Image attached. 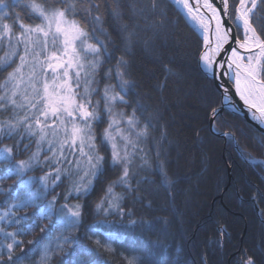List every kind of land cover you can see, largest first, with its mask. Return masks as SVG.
<instances>
[{"label":"snow or ice","instance_id":"6c2138e0","mask_svg":"<svg viewBox=\"0 0 264 264\" xmlns=\"http://www.w3.org/2000/svg\"><path fill=\"white\" fill-rule=\"evenodd\" d=\"M114 3L110 14L116 22L119 41L104 27L99 0H57L51 6L36 0H0V49L7 48L0 57V72L12 68L0 81V116H3L0 169L6 178L15 176L19 180L18 203L12 207H36L39 220H47L62 232L71 233L82 220L84 205L69 204V197L73 193L76 200L86 196L94 181L104 175L106 164L117 170L118 175L107 182L104 195L95 206L96 212L105 217L116 215L121 220L127 217L130 225L148 226L151 221L133 218L134 209L125 203L129 197L133 203L154 210V201L147 195L149 189L142 186H156L151 190L158 193L162 188L171 195L176 183L168 173L166 152L160 143L166 133L161 132L160 139L153 136L159 114L146 102L151 96L136 93L134 106L126 98L139 88L129 57L137 45L156 50V39L169 23L167 0H127V12L121 0ZM171 3L201 37L202 44L196 52L198 67L222 97L219 107L211 97L207 99L206 120L210 129L217 130L225 104L238 106L239 102L251 111L253 120L264 123V26L257 20V11L264 0H238V3L235 0H218V3L171 0ZM22 12L30 19H39L40 23L24 24ZM16 25L19 31H14ZM108 64L111 67H106ZM165 71L173 73L167 65ZM101 81H104L102 89ZM127 108L131 112L124 111ZM105 122L107 127L100 134L98 145L95 128ZM222 135L235 145L238 155L250 166L264 163L241 148L234 133ZM34 137H38L36 151L27 159L18 160L16 157L21 151H29ZM25 139L29 143H24ZM150 139L156 142L154 157L142 147ZM4 140H15V143L5 144ZM45 141L46 150L41 147ZM257 143L264 148V139ZM109 148L106 159L103 153ZM42 152L50 153L44 155L43 161ZM41 164L48 171L39 178L40 187L33 192L31 186L37 181L30 177L25 182L20 177ZM153 174L160 176L159 185L152 179ZM65 180L69 181V190L64 194L55 193ZM117 187L122 193L114 191ZM49 195L51 199L46 204L38 203ZM252 199L254 203L264 202V191L257 189ZM259 212L264 214V209ZM10 214L5 211L0 220ZM12 222L19 223V220ZM98 225L109 229L114 226L107 220L98 221ZM36 227L41 233L46 231L45 226L33 221L24 230L4 233L5 239L11 238L12 242L0 247V264H50L56 254L66 255V264H102L94 258L92 249L79 245L72 235L57 236L55 249L51 248V241L41 248L40 240H29L28 244L34 248L26 251L24 242L16 237ZM100 231L101 227L95 229L96 234ZM0 232L4 229L0 228ZM106 236L107 240H93V245L104 252H115L111 241L119 238L118 233L108 231ZM66 247L69 251H65ZM36 250L38 259H33ZM123 260L125 264H142L139 256L123 255ZM239 264H257V259L244 255Z\"/></svg>","mask_w":264,"mask_h":264},{"label":"trees","instance_id":"16d2710c","mask_svg":"<svg viewBox=\"0 0 264 264\" xmlns=\"http://www.w3.org/2000/svg\"><path fill=\"white\" fill-rule=\"evenodd\" d=\"M36 2L51 6L57 0ZM235 2L238 3V0ZM99 3V13L105 21L104 27L119 41L116 22L110 14L111 8L115 6L114 0H99ZM167 3L169 23L156 39V50H146L137 45L129 57L133 78L139 88L126 98L134 106L138 98L136 93H148L151 96L146 102L159 114V119L154 122L156 130L153 136L160 139L161 132L166 133V138L160 143L166 152L168 173L176 180L172 194L168 195L162 188L157 193L151 190L156 186L150 188L149 185H143L142 187L149 189L147 195L154 201V210L133 203L132 198H128L125 203L128 208L134 209L133 218L151 221L148 226L130 225L127 217L121 220L116 215L105 217L98 214L95 206L104 195L107 182L118 175L117 170L106 164L104 175L94 181L92 190L86 196L82 195L79 200L74 198V194L69 197V204L82 201L84 208L79 227L67 233L58 227H52L47 220H39L36 207L13 208L19 180L15 176L6 178L0 169V214L5 211L11 213L2 220L1 228H8L5 232H19L33 221L46 227L44 233L36 227L31 232L25 231L24 234L17 235L16 239L24 242L26 251L34 248V245L28 244L29 240H40L41 248L51 241L50 246L55 249L56 237L63 234L76 237L79 245L92 249L94 258L102 264L105 261L107 264H125L123 255L139 256L142 264H239L244 255H251L257 259V264H264V214L259 212L264 209V202L254 203L252 199L257 194V189L264 191V183L261 182L264 179L262 168L260 165L250 166L238 155L235 145L229 139L210 129L206 120V102L211 97L219 107L221 96L198 67L196 52L202 39L185 22L176 6L170 0ZM121 5L127 12V0H121ZM21 16L25 24L40 23L39 19H30L23 12ZM257 20L260 26H264V5L257 11ZM14 31H19L18 25ZM5 51L7 48L0 49V57L5 55ZM116 55H120V52L117 51ZM114 63L115 60L112 61ZM166 65L173 69L172 74L165 71ZM106 67H111V64ZM11 70L12 68H8L0 72V81ZM103 86L104 81H101L100 88ZM124 111L131 112V108ZM224 112L226 116L221 118L223 122L218 125L217 131H232L243 149H248V145L255 143L260 152L264 151L257 143L264 136L255 125L232 115L228 110ZM105 124L106 122L101 123L95 128L98 145ZM4 143L12 145L15 140H4ZM24 143L29 141L25 139ZM34 147L32 139L29 151H21L16 158L26 159ZM142 147L151 157L155 156V140L150 139ZM109 153L110 148L103 153L106 159L109 158ZM47 170L41 164L22 174L20 179L26 181L34 172L43 173ZM152 179L159 185L161 178L158 174H153ZM62 188L63 185L56 188L55 193L57 190L61 194L63 191L65 193V188L63 191ZM114 191L122 193L123 190L117 187ZM49 198L51 195L38 203L46 204ZM53 219L55 221V217ZM14 220H19V223H13ZM104 220L114 226L109 229L98 225V221ZM97 227H101L99 234L95 233ZM108 231L119 235L118 239L111 241L115 252H104L103 249L95 248L92 243L95 239L107 240ZM90 236L91 240L88 238ZM0 238L5 245L8 241L12 242L11 238ZM5 245L0 243V247ZM65 251L69 249L66 247ZM16 253H20L19 248ZM4 254H7L6 248ZM38 255L36 250L33 259H38ZM67 260L66 255L56 254L50 264H66Z\"/></svg>","mask_w":264,"mask_h":264},{"label":"rangeland","instance_id":"374dc122","mask_svg":"<svg viewBox=\"0 0 264 264\" xmlns=\"http://www.w3.org/2000/svg\"><path fill=\"white\" fill-rule=\"evenodd\" d=\"M25 24V23H24ZM26 25H28V24H26ZM18 63H19V61H18ZM25 71H27V69H25ZM51 72L49 71V73H48V76H49V78L51 77ZM221 122H223V121H220V123H219V125H221ZM107 127V123L103 126V130H104V128H106ZM226 132H232V131H226ZM233 133V132H232ZM244 135H245V133H244ZM236 136V135H235ZM237 138V137H236ZM244 138H246V137H244ZM36 139H38V137H34L33 138V140H34V142L36 141ZM49 139H51V137L49 136ZM238 140V139H237ZM98 144V143H97ZM41 147H42V149H44V150H46L47 148H48V144H47V142L45 141V142H42V144H41ZM248 149H246V148H244L246 151H248V152H250L251 154H252V156L257 160V161H259V159L261 160V161H263L264 159H263V151L262 152H260L259 151V149L256 147V144L254 143L252 146H250V145H248V147H247ZM34 151H36V143H35V147L29 152V155H30V153L31 152H34ZM45 154H48V155H50V153H46V152H42L41 153V161H42V159L44 158V155ZM28 158V156L26 157V159ZM25 159V158H24ZM69 159H72V157L71 156H69ZM255 165H260L261 166V168H262V171H263V175H264V163H260V164H255ZM38 166H40V165H37V166H34L32 169H35V168H38ZM31 169V170H32ZM48 171V170H47ZM44 173L45 172H43V173H41L40 171H38V172H34L33 173V175H31L30 177L31 178H33V179H35L36 181H37V183L36 184H34V185H32L31 186V191H33V192H35L39 187H40V185H39V178L41 177V176H43L44 175ZM29 177V178H30ZM29 178H27V180L25 181V182H27L28 180H29ZM61 185H63V188L61 189L62 191L64 190V188H65V192H67L68 190H69V181H67V180H65L64 181V183H62ZM60 185V186H61ZM56 193H59V190H57V192ZM63 194H64V191H63ZM74 195H75V193H73ZM51 198H49V200H50ZM78 203H81L82 204V201H77ZM18 203V201H17V198H16V200H15V203L14 204H17ZM8 209H10V207H8ZM4 214V212H2V214H0V215H3ZM6 218V217H5ZM1 225H2V220H0V228H1ZM4 229V232H0V236L2 237H4L5 238V236H4V233H5V231H8V228L7 229H5V228H3ZM1 240H3L2 238H0V243L2 244V245H5ZM6 240H9V239H6ZM8 243H9V241H8Z\"/></svg>","mask_w":264,"mask_h":264},{"label":"water","instance_id":"95a60500","mask_svg":"<svg viewBox=\"0 0 264 264\" xmlns=\"http://www.w3.org/2000/svg\"><path fill=\"white\" fill-rule=\"evenodd\" d=\"M213 3H218V0H211ZM231 2V0H230ZM234 27V26H233ZM243 52V50H241ZM228 87L231 88L228 84ZM236 99L238 100V97H236ZM221 103H222V97H221ZM231 111L236 113L237 115L247 118L248 120L252 121L261 131L262 134H264V123H260L256 120L252 119V115H251V111L247 108V106H244L242 102H239V105H229V104H225L223 107V110L221 112V114L225 111ZM214 133H216L219 136L224 137L225 139H228L227 137H225L224 135H222L223 132H219L217 130H213ZM263 158H264V152H263Z\"/></svg>","mask_w":264,"mask_h":264},{"label":"bare ground","instance_id":"6f19581e","mask_svg":"<svg viewBox=\"0 0 264 264\" xmlns=\"http://www.w3.org/2000/svg\"><path fill=\"white\" fill-rule=\"evenodd\" d=\"M171 1V0H170ZM210 2H212L211 0H210ZM201 11H204V9H201ZM229 86L230 87H232V85L229 83ZM220 105H221V98H220ZM219 105V106H220ZM232 115H234V116H238L239 117V115H237L236 113H234V112H231V111H229ZM226 116V114H225V112H223L222 114H221V118H224ZM222 132H226V131H222ZM224 239V236H223V233L221 234V240H223ZM141 251H143L142 249H141ZM148 259H150L151 258V256H146Z\"/></svg>","mask_w":264,"mask_h":264},{"label":"flooded vegetation","instance_id":"af4514ba","mask_svg":"<svg viewBox=\"0 0 264 264\" xmlns=\"http://www.w3.org/2000/svg\"><path fill=\"white\" fill-rule=\"evenodd\" d=\"M239 117H241V116H239ZM241 118H243V117H241Z\"/></svg>","mask_w":264,"mask_h":264}]
</instances>
